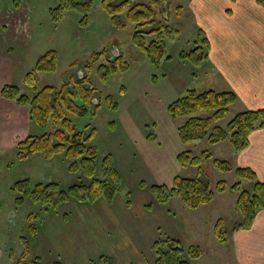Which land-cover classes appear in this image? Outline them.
I'll use <instances>...</instances> for the list:
<instances>
[{
  "label": "rangeland",
  "instance_id": "1",
  "mask_svg": "<svg viewBox=\"0 0 264 264\" xmlns=\"http://www.w3.org/2000/svg\"><path fill=\"white\" fill-rule=\"evenodd\" d=\"M101 3L102 0H95L89 25L81 26V14L73 10H66L62 20L52 19L49 10L57 0H24L22 7H16L13 0H0V59L12 62L17 81L14 84H18L22 92L33 93L24 78L47 50H58L59 64L56 71L36 72L39 89L45 85H60L70 71L75 77L83 74V64H77L72 70L71 64L86 61L92 53L107 48L93 66L90 76L92 84L104 96L112 95L119 108L110 109L102 102L94 113L90 111L84 116L70 113L69 116L80 128L91 124L97 129L92 140L98 150L95 176L103 177L101 162L106 154L111 153L124 177V185L112 205L100 199L93 203L71 199L56 210H46L45 205L27 198L23 205L17 206L11 186L23 177H30L33 183L47 181L46 178L58 181L63 187L87 183L90 179L81 172L69 171L70 161L64 153L52 159L41 153L20 159L16 148L0 151V264H11L12 250L18 255L23 251L20 236L28 234L23 226L30 211L41 213L36 224L41 219L43 221L39 237L31 238L30 256H39L45 264H54L59 259L58 250L53 246L63 255L69 253L71 259V256L75 257L72 264H88L92 257L98 259L101 255L133 264H143L144 261L155 264L157 254L153 243L167 237L178 238L186 246L198 244L202 247L204 257L192 259L191 264H220L214 258L216 253L213 254V244L217 242L215 219L226 217L229 232L231 226L240 220L238 207L235 211L227 205H231L236 192L229 190L202 209L191 208L176 196L171 199L170 211L162 207L150 188L153 184L170 187L176 175L200 176L212 188L219 180L234 183L238 179L235 172L221 171L212 160L204 161L200 166L185 167L177 159L181 151L192 149L201 154L206 148L211 149L214 157H233L226 143L213 147L210 143L204 146L200 141L182 142L178 125L184 118H175L168 110L169 103L184 95L189 88L199 91L220 89L216 74L205 68V60L199 67L201 64L195 65L180 56L181 51H190L198 45L200 26L194 16L193 0H162V3L153 5L157 19L176 30L166 36L171 58L164 59L160 67H155L133 41L136 24L128 22L123 29L115 27ZM145 36L150 41L155 34ZM119 53L129 62V69L113 73L109 81H103L99 64ZM235 112L236 108L232 106L223 119L225 126ZM35 126V133L53 129L52 124L47 128ZM127 196H130V204ZM221 202L227 203L222 205ZM48 213L54 214L43 218ZM54 227L59 229L55 232ZM69 243L73 244L72 251Z\"/></svg>",
  "mask_w": 264,
  "mask_h": 264
},
{
  "label": "trees",
  "instance_id": "2",
  "mask_svg": "<svg viewBox=\"0 0 264 264\" xmlns=\"http://www.w3.org/2000/svg\"><path fill=\"white\" fill-rule=\"evenodd\" d=\"M16 7H20L21 0H13ZM162 0H102L103 9L111 16L112 24L123 29L128 22L135 23L133 41L148 55L155 67H160L164 59H170L167 51L166 36L174 31L168 24L159 21L153 5ZM95 0H57V4L50 7V14L54 21L63 19L66 10L77 11L81 14L79 23L88 26ZM155 34L150 41L146 34ZM198 45L190 51H181L180 56L189 59L195 65L201 64L208 58L210 41L204 30L197 33ZM203 44V45H202ZM107 48L96 51L86 61H74L71 70L77 64H83L85 72L75 77L70 71L66 80L60 85H36L37 71H56L59 64L57 49H49L40 55L34 67L25 75L24 81L33 90V94L22 92L18 84H6L1 88L3 97L13 99L18 104L29 108L31 120L42 128L50 124L53 129L43 133L29 134L21 139L17 145L18 158H27L34 153H41L45 158L52 159L60 153L70 161L68 169L71 172H81L90 179L89 182L73 183L63 187L58 181H39L33 183L30 177L18 179L12 186L15 204L21 206L27 198L34 203L45 205V209L56 210L58 206L71 199L84 202H95L103 198L112 204L123 187V175L116 165L111 153L106 154L101 162L103 177H96L98 169V150L92 143L97 129L91 124L83 128L77 126L69 114L84 116L104 102L106 107L117 110L118 102L112 95L104 96L91 80V70L99 61ZM130 67L125 56L120 53L115 57L109 56L107 62L98 66L103 81H109L113 73L127 71ZM238 94L234 90H217L214 88L199 91L196 88L187 89L186 93L174 99L168 110L175 118L183 117L178 125V133L182 142L206 139L210 144L229 140L236 151H241L250 143V133L259 127H264V107L247 109L236 115L222 127L217 122L224 119L232 105L238 101ZM80 100L81 102H78ZM202 112V114H199ZM177 159L182 166H200L204 161L212 160L213 164L223 172L235 170L238 179L229 186L227 180H219L215 188L200 176L176 175L172 186L153 184L150 186L156 199L170 206L171 199L179 196L191 208L212 201L216 194L226 191L229 187L238 191L236 205L241 212V220L231 228L232 231L241 227H250L259 209L264 208V181L260 180L251 167H237L227 159L214 157L210 148L201 154L192 149L181 151ZM1 173V163H0ZM253 181L252 189L243 187V181ZM144 183V181H142ZM130 204V196H127ZM2 204L0 201V211ZM170 211L172 209L170 208ZM41 213L30 211L24 223L20 239L24 249L18 255L10 252L11 264H45L39 256L31 257V238L38 235V224ZM215 234L219 241L226 243L229 231L225 219L220 217L215 223ZM153 246L156 250L155 264H191L192 259L200 258L204 251L198 244L186 246L182 240L174 237L157 239ZM100 264H114L110 257L101 255ZM54 264H64L57 259Z\"/></svg>",
  "mask_w": 264,
  "mask_h": 264
},
{
  "label": "crops",
  "instance_id": "3",
  "mask_svg": "<svg viewBox=\"0 0 264 264\" xmlns=\"http://www.w3.org/2000/svg\"><path fill=\"white\" fill-rule=\"evenodd\" d=\"M21 1L20 7L24 6V0ZM193 4L194 16L198 19L199 29L205 31L210 41L208 58L204 62L206 63L205 68L213 71L219 81L220 89L216 87L214 89L234 90L238 94V101L232 105L236 108L234 116L240 111L264 107V0H193ZM200 66L202 67V64ZM16 82L12 62L10 60L4 62L0 59V151L16 148L21 139L37 131L35 130L36 124L30 118L28 106L18 104L15 100L1 95V88L4 85ZM217 123L222 127L227 126L223 124V119ZM42 132L39 131V133ZM249 139V145L241 151H236L229 140L211 145L214 147L226 143V147L233 155L232 159H228L234 169L241 166L251 167L258 178L264 181V127L253 130ZM196 141H200L204 146L209 143L206 139ZM193 152L196 153L194 150ZM116 165L118 167V164ZM119 170L122 173L120 168ZM230 172H235V170ZM44 180L51 181L46 178ZM253 183V181L244 180L243 187L252 189ZM228 184L231 186L233 183ZM229 190L236 194L233 196V202L229 201L231 205H227L237 211L238 191L230 187L224 192L217 193L213 200L222 197ZM210 203L201 204L195 209H202ZM226 203L221 202L222 205ZM161 204L164 209L167 207L170 210V206ZM51 214L54 213L44 214L43 218ZM223 218L227 226V219ZM239 218L241 220V212ZM40 221L38 235L32 239L39 237V227L43 222L42 219ZM58 229L54 227L55 232ZM49 244L53 246V242L49 241ZM72 245V243L68 245L70 251H72ZM213 247V254L216 253L214 258L219 260L220 264H264V208L258 210L250 227H241L234 231L230 229L227 242L222 243L217 238ZM53 248L58 250L59 259L64 264L75 262V257L71 256V259L69 253L65 256L58 248L54 246ZM204 254L205 251L203 257ZM105 256L110 257L114 264H133L128 260L118 261L119 259L110 255ZM88 264L100 263L98 259L92 257ZM143 264L151 263L144 261Z\"/></svg>",
  "mask_w": 264,
  "mask_h": 264
},
{
  "label": "water",
  "instance_id": "4",
  "mask_svg": "<svg viewBox=\"0 0 264 264\" xmlns=\"http://www.w3.org/2000/svg\"><path fill=\"white\" fill-rule=\"evenodd\" d=\"M163 5L165 6L166 5V1L163 2ZM166 11V10H165Z\"/></svg>",
  "mask_w": 264,
  "mask_h": 264
}]
</instances>
